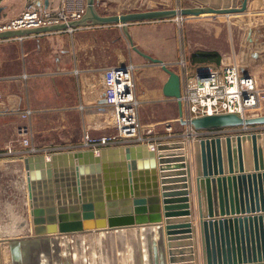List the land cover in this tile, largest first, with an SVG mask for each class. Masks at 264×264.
Instances as JSON below:
<instances>
[{
    "label": "water",
    "instance_id": "obj_1",
    "mask_svg": "<svg viewBox=\"0 0 264 264\" xmlns=\"http://www.w3.org/2000/svg\"><path fill=\"white\" fill-rule=\"evenodd\" d=\"M198 1L201 5L103 14L97 10L96 0H87L86 12L79 19L0 30V39L118 24L135 51L167 72L163 94L177 100L181 124L195 129L264 125V113L246 117L208 114L187 120L180 74L134 43L128 30L132 22L229 15L246 11L249 2ZM2 10L0 6V17ZM13 158L24 162L35 237L152 227L151 233L160 235L159 240L152 239L154 261L164 251L168 264H197L199 251L203 264H264V131L194 138L189 143L136 141L99 151L79 148L57 151L50 157ZM195 216L198 225L194 227ZM12 249L18 255L17 245Z\"/></svg>",
    "mask_w": 264,
    "mask_h": 264
},
{
    "label": "crops",
    "instance_id": "obj_2",
    "mask_svg": "<svg viewBox=\"0 0 264 264\" xmlns=\"http://www.w3.org/2000/svg\"><path fill=\"white\" fill-rule=\"evenodd\" d=\"M27 1L0 0V6L3 7L0 21L17 16ZM45 1L43 0V4L48 7L61 5V0H48L47 5ZM97 1L99 3L102 0ZM252 2L253 0H249L248 8ZM146 21L133 22L128 26L134 43L154 57L169 64L175 63L178 51L176 43H169L167 37L156 29L157 22ZM145 23L149 24L143 25ZM218 30L220 29L216 28V33ZM127 41L130 43L118 24L87 25L72 33L50 31L28 34L22 38L15 36L0 39V92L3 94L0 108L5 107L15 113L30 107L33 110L31 119L39 121L49 136L54 135L57 141L68 144H76L85 132L95 136L111 134L114 130L112 113L100 109L104 95L103 73L109 65H118L129 59L130 65L134 61L133 65L135 63L140 69L135 75V89L139 100L138 117L142 133H149L146 134L147 140L154 142L177 138L175 136H178V132L187 127L178 120L177 100L163 94V84L168 74L161 66L158 68V64L150 62L134 50L131 51V44ZM189 44L192 46L193 42ZM218 46L193 47L190 50L192 53L198 50H217L221 54L219 62L210 60L194 63L202 68L219 67L225 61L223 50ZM7 49L12 50L10 60L18 64L17 71L8 74L3 70ZM248 51L249 53L240 54V61L246 59L244 64L246 61L257 63L256 68L250 72L264 87V62L261 63L264 54L256 53L252 48ZM195 207L196 203L193 209ZM194 219L193 223L197 226L198 217L195 216ZM135 229L146 239L158 240V234L151 233L152 227ZM197 256V264H203L199 251ZM45 261L49 262V258L46 257ZM150 261L146 263L168 264L164 251H161L159 259ZM144 262L145 260L142 264Z\"/></svg>",
    "mask_w": 264,
    "mask_h": 264
},
{
    "label": "rangeland",
    "instance_id": "obj_3",
    "mask_svg": "<svg viewBox=\"0 0 264 264\" xmlns=\"http://www.w3.org/2000/svg\"><path fill=\"white\" fill-rule=\"evenodd\" d=\"M29 1L30 0H28L27 3ZM41 3L43 4V0H41ZM97 3L98 1L96 0L95 5L97 10L103 14H120L136 10L180 8L201 5L198 0H102L98 4ZM1 22L2 21H0V23ZM146 22H157L158 27H156V29L167 37L169 43H176L178 50L177 60L175 63L169 64V66L175 69L181 76H183L182 71L186 70L196 74L198 72H207L215 68L203 67L210 68L203 70L202 66L198 67L199 65L192 61V52L190 50L198 45L200 47L203 45L210 47L219 45L218 47L223 50L225 61L219 65V68L224 69V66L229 64V62H233L240 66L241 70L244 69L242 70L244 73H248L253 77H255V75L250 72V70L255 69L257 63H249V61H246L244 64L243 62L246 59L240 61V54H242V52L243 54H245V52L249 53L248 50L251 48L256 53L264 54V0H253L246 11L229 15L203 14L199 16H184L183 18L174 16L147 20ZM146 24L149 23L143 25ZM80 27L83 26L75 27L72 31L68 30V28L57 31L72 33ZM216 28L220 29L217 33ZM216 34H219V36L216 37ZM191 41L193 42L192 46L189 44ZM127 42L129 43V41ZM130 48L131 51L134 50L132 46H130ZM11 54L12 50L7 49V60L5 68L3 69L7 74L8 72L17 71L18 69V64L10 60ZM133 62L134 61H132V71L136 88L135 75L140 69L136 67L135 63L133 65ZM263 62L264 60L261 63ZM120 64H126L125 66L130 65L129 59ZM156 66L160 68L161 65L158 64ZM141 68L142 70L144 69V67ZM163 72L164 71H162V73ZM257 85L262 93V100L260 107L252 111L261 114L264 113V87L261 86L258 81ZM135 94H137V92ZM174 100L176 99L174 98ZM29 109L31 108L29 107L21 110L22 114ZM5 112L9 114H2ZM19 112L16 111L13 113L5 107L0 108V264H142V261L146 259L147 250L149 251L147 261L149 262L152 260L155 247L153 240L145 239L144 242L142 237L143 234L135 228L103 232L94 230L73 234L59 233L40 237H35L33 235L32 215L29 204L30 200L28 199V186L26 185L27 180L25 178L26 171L24 162L23 160L13 158L14 156L23 155L20 143L22 138L25 137L22 135L23 132H21V128L29 124V137L31 141L39 146L49 148L51 153L60 150L87 149L91 147L81 146L84 135L87 132L83 134L80 141H76V144L57 141L54 135L51 134L53 137L48 135L44 130L46 128H42L39 121L36 119L34 121L30 118L33 112H31L29 116L26 115V117ZM254 131H264V127H260V129L257 128ZM249 132L251 131L249 130ZM114 133H116L115 127L111 134ZM178 133V136H175L177 138L168 140L161 139L156 142L150 141V139L147 141L153 145L160 141L186 140L187 143H189L190 140H193L191 139L192 137L188 135L187 128ZM131 142L136 141H117L113 145ZM51 147L58 148L52 150ZM186 149H188L187 153L191 155L190 149ZM45 156L50 157V155ZM192 200L197 202L194 197ZM56 236H58L57 239ZM15 237L24 239L17 245L18 255L13 257L12 248L16 247V245L14 244L11 246V240ZM46 257L49 258V262L45 261ZM149 263H151V261Z\"/></svg>",
    "mask_w": 264,
    "mask_h": 264
},
{
    "label": "built area",
    "instance_id": "obj_4",
    "mask_svg": "<svg viewBox=\"0 0 264 264\" xmlns=\"http://www.w3.org/2000/svg\"><path fill=\"white\" fill-rule=\"evenodd\" d=\"M85 11L86 0H61V5L57 7L45 6L41 0H30L17 16L2 21L0 30L68 22L81 18ZM74 29L75 27L68 28L70 31ZM182 73L183 76L180 75L181 101L184 117L187 120L203 115L222 113H237L246 117L261 105L262 93L258 89L255 77L244 73L240 66L233 62H229L224 66V69L215 67L208 70L203 76L200 75L202 72L195 74L186 70ZM133 75L132 65H116L105 68L103 73L104 95L100 109L109 110L112 113L116 133L95 136L87 132L81 146L99 151L117 141H147L146 134L149 133H142L143 130L139 122V100L135 94ZM2 99L3 94L0 92V101ZM31 112L33 111L29 109L23 114L21 112V115L26 117V115H31ZM260 127H264V125L223 126L210 129H195L192 125H187V133L192 137L191 139H194L254 131ZM29 131L28 125L21 128L22 135L25 137L20 143L22 154L51 155L49 148L39 146L31 141ZM51 148L53 150L58 147Z\"/></svg>",
    "mask_w": 264,
    "mask_h": 264
},
{
    "label": "trees",
    "instance_id": "obj_5",
    "mask_svg": "<svg viewBox=\"0 0 264 264\" xmlns=\"http://www.w3.org/2000/svg\"><path fill=\"white\" fill-rule=\"evenodd\" d=\"M192 61H210L219 62L221 59V54L217 51L212 50H198L192 53Z\"/></svg>",
    "mask_w": 264,
    "mask_h": 264
},
{
    "label": "bare ground",
    "instance_id": "obj_6",
    "mask_svg": "<svg viewBox=\"0 0 264 264\" xmlns=\"http://www.w3.org/2000/svg\"><path fill=\"white\" fill-rule=\"evenodd\" d=\"M247 22V21H246ZM182 93V92H181ZM252 112V111H251ZM256 115H259V113H257V112H252V113H250L248 116H256ZM191 141V140H190ZM26 171V170H25ZM26 173H25V178H26ZM26 184V183H25ZM27 185V184H26ZM28 192V191H27ZM195 197H196V195H195ZM28 199H29V194H28ZM194 215V214H193ZM193 225H194V227H195V224L193 223ZM96 230V229H95ZM93 231V230H92ZM99 231H109V230H99ZM53 236V235H52ZM57 237L58 236H56V239H57ZM142 237H143V241L145 242V239H146V237H144L143 235H142ZM156 238H158V240L160 239V235H159V237L156 235ZM24 238H19V237H15V238H13L12 240H11V246H13L14 244L15 245H18V244H20L21 243V241L23 240ZM10 242V241H9ZM12 254H13V257L15 256L16 257V254L12 251ZM147 255H149V251L147 250V252H146V259H145V262H144V264H147L146 263V261L148 260L147 258H148V256ZM19 257V256H18ZM150 257V256H149Z\"/></svg>",
    "mask_w": 264,
    "mask_h": 264
}]
</instances>
